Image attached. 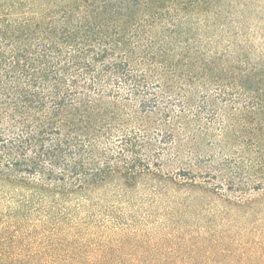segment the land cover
Returning <instances> with one entry per match:
<instances>
[{"label":"trees","instance_id":"obj_1","mask_svg":"<svg viewBox=\"0 0 264 264\" xmlns=\"http://www.w3.org/2000/svg\"><path fill=\"white\" fill-rule=\"evenodd\" d=\"M262 8L264 0H0V264H168L138 250L149 241L129 212L146 204L126 196L143 178L171 181L142 193L181 227L197 193L215 200L198 218L206 226L264 225V94L251 80L240 85L256 99L248 111L209 122L220 134L206 174L189 170L205 146L189 134L191 124L203 129L191 98L201 82L226 83L203 66L194 74V59L238 13ZM159 112L170 132L155 152L125 126ZM172 148L190 183L162 171ZM253 192L261 197L246 199Z\"/></svg>","mask_w":264,"mask_h":264},{"label":"rangeland","instance_id":"obj_2","mask_svg":"<svg viewBox=\"0 0 264 264\" xmlns=\"http://www.w3.org/2000/svg\"><path fill=\"white\" fill-rule=\"evenodd\" d=\"M234 21L235 25L231 27L232 31L225 33V38L210 41L207 39L204 43H207L208 51L205 55L194 59V74L201 71L198 66H203L204 72L209 70L214 78H217L219 76L217 73L220 72L226 82L218 87L201 82L202 86L196 88L194 98L190 96L194 112L201 113L203 129L202 127L197 129L195 125L191 124V133L189 134H195L205 145L196 154L197 159L194 161L196 166L189 169L196 175H205L209 156L218 154L208 146L216 143L220 132L218 127L209 124V122L215 119L216 124H220L218 121L225 120L227 114L232 110L234 113L243 115L248 111L247 107L256 100L240 88L241 82L248 84V81L251 80L253 86L255 85L259 91L258 96L264 94V8L251 11L250 14L249 12L247 14L240 12ZM202 62L205 63L202 64ZM209 62H214V65ZM181 70L186 71V68L182 67ZM196 76L201 79L203 75ZM214 105L217 107L213 108ZM200 106L207 109L201 110ZM171 108L173 112L178 109L175 105H172ZM157 114L149 113L141 120L132 117L129 119L128 126H125V133H128L126 132L128 130L138 131L145 134L148 141L152 140L150 144L155 152L166 148L161 142H169L168 133L170 132L166 126L162 125L160 112ZM181 138L184 141L187 137H180V140ZM181 151L182 154L184 153V157H188L183 150ZM176 152H178L177 149L167 152L162 171L169 178H175L176 183H190L191 181L187 182L186 179L178 177L179 170L184 166L176 161V157H174ZM138 182L140 183L137 184L134 192L126 196V199L134 202L140 200L146 204L145 208L138 207L137 212H129L130 218L134 219V224L144 240L149 241L144 249L138 250L150 251L156 255L145 258L146 261L168 264H264V225L256 228L255 225H249L240 220L238 223L225 225L224 228L206 226V220L198 218L208 216V212L214 207L215 200L206 194L197 193L199 201L192 206L194 207L191 209L192 214L188 217L187 225L189 227H181L178 224L181 218L169 219L167 210L151 207L148 202L144 201L148 196L142 193V190H146L149 185L169 187L172 185L169 183L171 181L143 178ZM216 183L218 182H211L208 179H197L196 181V184L209 188H213ZM122 196L117 197L124 199L125 197L122 198ZM259 197L261 195L253 192L248 194L246 199L255 201ZM224 199L226 198L221 200ZM225 212L231 218L240 214L233 211ZM168 222L170 224H167ZM167 225L170 228H166Z\"/></svg>","mask_w":264,"mask_h":264}]
</instances>
